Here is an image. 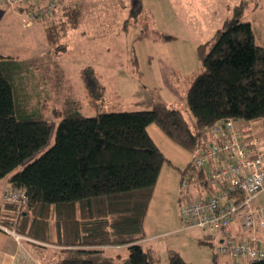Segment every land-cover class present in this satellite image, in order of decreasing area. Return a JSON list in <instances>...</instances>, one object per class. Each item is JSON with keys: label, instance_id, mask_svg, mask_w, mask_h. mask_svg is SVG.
Returning a JSON list of instances; mask_svg holds the SVG:
<instances>
[{"label": "trees", "instance_id": "1", "mask_svg": "<svg viewBox=\"0 0 264 264\" xmlns=\"http://www.w3.org/2000/svg\"><path fill=\"white\" fill-rule=\"evenodd\" d=\"M64 1L63 8L44 22L47 51L24 58L0 54V182L7 178V184L23 190L27 198L24 205L0 200V226L29 238L41 264H153L159 256L141 242L167 159L147 128L157 124L194 157L212 142L208 131L219 122L233 121L244 135L252 129L264 142L256 132L259 126L264 131V47L258 43L259 29L244 20L241 3L214 36L197 47L200 67L187 78L186 96L194 128L179 109L162 103L147 111H103L105 88L99 85L96 92L87 84L97 115L83 116L81 102L69 93L53 144L13 173L50 139L45 111L65 81L57 57L67 50L65 40L80 30L86 13L85 0ZM83 78L97 80L91 67ZM191 169L192 162L181 170V182ZM184 190L199 196L202 185ZM200 242L208 243L203 238ZM113 247H126L128 258L117 263L108 254ZM218 257L215 251L213 264ZM225 257L229 264L239 261ZM169 262L189 264L176 251L169 252ZM244 263L264 264V259Z\"/></svg>", "mask_w": 264, "mask_h": 264}, {"label": "rangeland", "instance_id": "2", "mask_svg": "<svg viewBox=\"0 0 264 264\" xmlns=\"http://www.w3.org/2000/svg\"><path fill=\"white\" fill-rule=\"evenodd\" d=\"M241 3L245 21L264 25V0H85L89 12L86 11L82 28L86 37L73 33L65 40L67 50L57 57L65 81L58 95L52 88L58 97L49 99L45 111L51 126L50 139L13 173L21 171L53 144L69 93L81 102L83 116L97 115L89 102L87 84L96 92L99 85L105 88L103 111H147L164 103L179 109L194 128L186 96L190 87L187 78L200 67L196 49L214 36ZM43 25L42 19L29 22L18 11L7 12L0 20V54L24 58L47 51ZM87 67L95 72L96 81H84ZM33 89L37 92L40 88ZM147 130L167 159L144 222L151 235L169 231L152 243L159 256L153 264H170V251L180 253L189 264H213L219 243L212 236L215 233L207 228L182 229L181 207L198 196L187 193L181 182V170L192 162L194 154L172 141L157 124L149 125ZM175 229L178 231L173 233ZM258 233L264 236V230ZM201 238L208 243L202 244ZM108 254L118 263L126 260L129 252L126 247H113ZM217 264H229V258L220 256Z\"/></svg>", "mask_w": 264, "mask_h": 264}, {"label": "built area", "instance_id": "3", "mask_svg": "<svg viewBox=\"0 0 264 264\" xmlns=\"http://www.w3.org/2000/svg\"><path fill=\"white\" fill-rule=\"evenodd\" d=\"M64 4V0H0V19L8 11H18L29 22H47ZM244 133L247 135L233 121L210 128L212 142L195 155L192 169L182 180L184 189L201 184V194L184 203L180 211L183 230L210 229L219 242L216 253L242 262L264 259V243L258 233L264 230V205L257 204L264 192V142L252 129ZM2 198L22 205L27 201L23 190L9 185ZM234 227L242 232L236 233ZM10 232L17 240H29Z\"/></svg>", "mask_w": 264, "mask_h": 264}, {"label": "crops", "instance_id": "4", "mask_svg": "<svg viewBox=\"0 0 264 264\" xmlns=\"http://www.w3.org/2000/svg\"><path fill=\"white\" fill-rule=\"evenodd\" d=\"M100 2H101V0H98V3H100ZM85 7H86V4H85ZM86 11H87V7L85 9V12ZM87 12H89V11H87ZM5 14L3 15V17L5 16ZM3 17H1L0 20H2ZM84 18H85V15H84ZM85 22H86V20L83 21V23H85ZM82 26H83V24H82ZM256 26L259 29V36L257 37V39L260 42L259 44L261 46H264V25L258 24ZM91 28L92 27L90 24L89 30H91ZM77 35H79L81 38H85L86 32L81 27L80 30L78 31ZM176 71H174V75L176 74ZM175 92L177 93V90H175ZM162 104H164V103H162ZM256 132H257V134L261 135V137L264 138L263 128H261L259 126L257 128ZM7 186H8L7 180L0 182V196L2 195L4 189ZM257 204H259V205L264 204V192L259 195L258 200H257ZM179 230H182V229H179ZM144 231H145V239L141 242L142 245L146 249H151L154 253H156L158 255V250L155 248V245H153L152 243L155 241H158L160 238H162V234L169 233V231L165 232V233H155V234L151 235V233H148L146 231L145 226H144ZM176 231H178V230L175 229L172 232L174 233ZM259 237H260L261 241L264 243V238H263L264 236H261V234H260ZM30 243H31V241L17 240L16 237L14 236V234L12 232H10V230L8 232V231H5L2 228H0V264H41V262L38 258V255H36V253L34 252L35 251L34 247ZM231 264H233V262H231Z\"/></svg>", "mask_w": 264, "mask_h": 264}]
</instances>
